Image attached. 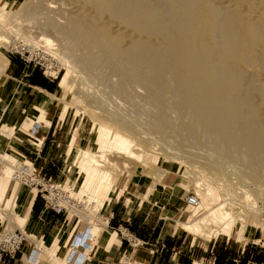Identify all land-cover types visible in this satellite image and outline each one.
I'll return each mask as SVG.
<instances>
[{"label":"rangeland","instance_id":"rangeland-1","mask_svg":"<svg viewBox=\"0 0 264 264\" xmlns=\"http://www.w3.org/2000/svg\"><path fill=\"white\" fill-rule=\"evenodd\" d=\"M2 1L6 2V9L9 10V15L5 14L1 18L2 22L8 23L11 21L10 14L12 11H17L18 18L13 17V20L16 21L18 19V23L16 22V24L12 20L13 24H16L15 28H17V31L26 33L29 30V36H35L38 31H44L46 36L51 39L47 45L42 41L38 42L51 55L48 58L55 65L53 70L59 71V76L54 81L58 83V91L55 93L57 94V99L61 102L59 100L58 102L55 101L48 109L47 114L50 118H53V124L59 122L55 137H53L55 141L50 146L54 153L53 161L57 166L55 167V172L51 174V183L61 184L60 186L70 194V182L73 184L72 190L76 191L83 180L78 176L80 175L78 168L72 169L70 173L66 170L69 157L67 154L68 141L72 132L75 131L76 141L85 146L87 150H92L96 144L98 148L95 147L96 149H93V151L102 150L107 154V159L110 161L105 162L104 168L113 175L111 184L116 182L119 187L118 183L121 186L131 177L141 176L142 179H147L149 182L147 188L154 189L156 186L160 187L163 185V178L158 179L157 177L159 170L164 169V175L167 173L170 178L173 177L175 186L172 187L183 198V201L180 202L178 209L175 211L176 213L170 220L173 225V219L175 218H181L186 215L185 219L181 221H192L204 214L210 207H214V203H203L200 201V206L193 208L184 201L187 193L198 194L199 188L195 187L194 180L196 177L203 178L220 197L221 210L229 215L227 221L230 220L231 224L230 234H219L209 238L205 235L200 236L193 233L188 234L187 231H180L183 234H188V236L192 234L194 237H199L197 240L205 248L208 247V243L214 240H217L221 244L220 246L226 244L225 250L229 257L242 256V247L244 245L251 247L252 253L250 252V256L253 258L255 248L263 250L259 254H264V228L261 226L259 217V203L262 198L264 199V196L260 198L256 194L258 187H264V0H192V3L194 1L190 8V12L193 15L192 30L184 38L181 33H174V27H171L169 20H172V14L175 10L179 14V11H181L179 9L185 7V5L183 6V4H186L185 1V3H181L182 5L177 4L178 6L176 4V6L172 5L173 0L146 1L147 3L148 1L153 3L154 7L160 8L157 10L158 12H160L159 10L162 13L164 12V16H160L162 21L166 20L169 22V29L172 32L170 33L169 31V33L172 34L170 35L172 36L171 39L173 38L169 41L179 44V41L182 43L183 40L184 43H187L193 39L198 47L202 42H206L205 46L213 51L211 56L213 59L211 58V60L214 62L211 61L212 63L224 64V61L227 62L224 64L225 66L216 64L217 67H222L219 68L221 70L217 69V73L222 74L224 71L227 74L228 71L231 84L234 82L232 77L235 81H240V83L234 82L236 91L232 88L228 90L230 93L226 91V94L221 97L215 95L212 84L209 85L210 87L205 85L197 86L194 79L190 82L188 80L182 82V78L189 75L187 72H183V75L182 73L180 74L179 66L176 63L177 58L174 55L176 59L174 60L171 55V60H173L169 61L172 65L170 62L168 65L170 64L173 67L177 65V69L176 67L173 69L169 65L166 67H169L167 70L163 68V72H168L162 76V73H160L162 70L159 69L157 64H153L154 67L157 66V69L148 67L149 69L143 71L145 73L142 74L143 72L141 71L144 69L142 66L147 64L140 65L138 61L140 57L145 56L143 55L145 52L141 48H137V46L139 45L140 47V43H149V45L153 46V49L158 46L166 47L168 40L165 42L164 39L166 37L162 38L163 28L158 24L151 26L149 29L146 28V31L129 27L123 20L124 14H121L122 17L112 14L111 9L109 10L107 5L109 3L108 0L103 3L102 10L99 11L100 14L93 10L98 0H32L25 5L24 2L26 0ZM175 1L176 3L179 2V0ZM142 2L144 3L145 0H142ZM173 8L174 10H171ZM83 14L85 15L83 16V18L85 17L83 22H86L87 19L86 24L89 25L91 37L78 38L71 45L69 42L71 40L65 37L69 36L74 24L78 19H82ZM165 14L168 15L165 16ZM219 15H228L235 18L231 36L229 38L226 37L229 43L233 45L236 55L234 58H226L223 63L218 62V60L222 61V54L219 53H222L223 49L219 47L217 49L216 47L218 45L217 42L222 38V33L214 27L217 18L221 17ZM65 47L67 48L66 50H64ZM0 50L5 55L7 53L15 56V53H12L7 48L5 49V47L0 46ZM218 50L221 52L218 53ZM226 52H228V49ZM153 58L155 59H152V62L157 63L156 58L158 56ZM61 59H65L74 68V86H72L74 91L63 90L58 87L61 77L66 72ZM129 59L136 60V62L130 63ZM172 62L176 64L174 65ZM155 69L160 71L156 73ZM235 69V72H239L238 74H241V76L233 74ZM203 71L204 69L201 67L200 72ZM6 73L7 70L0 75V82L4 79ZM156 74L161 76V78H157L160 82L156 80ZM162 77H165L164 80H162ZM179 79L181 80L179 81ZM187 83L191 84L187 85ZM240 86L241 88L239 89ZM192 88L194 89L191 90ZM2 91L0 90V94ZM231 91L233 92L232 94ZM234 91L237 92L236 95H234ZM5 94L6 97H9V100L4 97ZM212 94L216 97H213ZM10 97L11 95L7 92L0 95V128L5 129L6 127L9 132L13 126L11 136L15 132L16 135L20 134L23 140L37 141L30 136L29 130H20L19 126L15 127L23 119L15 111L18 110L20 112L22 110L24 113L29 109V106L16 104V100ZM217 100L223 101V103L225 101V103L222 104ZM237 100L243 102V108L241 109L242 114L241 112L238 113L240 114L238 119L233 122L235 128L232 126L229 129L204 127L210 121L209 118L211 117L209 115L211 114L209 112L213 114L214 109L217 110L218 105L220 107L221 104L224 106L223 108H225V105L232 108V102H238ZM216 101L221 104L216 103ZM209 102L213 104L211 105L212 108L214 107V109H211L212 111L209 110L211 107ZM202 110L206 116H209V120H206V123L204 120L206 118L205 115H201ZM211 121L209 122L210 125H217V120L213 119ZM213 122L215 123L212 124ZM100 123L105 126L103 132ZM33 130H31V133L34 132ZM219 130L224 131L219 132ZM112 131L120 132L119 134L123 133V136L134 141L133 144L137 143L139 145L140 143V145L142 144L141 146H147L148 148L158 146L160 150L164 151H162V155L170 158L175 156V160L177 159L179 163L174 162L170 158L164 160L160 155L153 154L148 156L145 163L141 161L144 169L141 171L140 166L137 165L140 163L138 161L142 159L140 158L137 161L136 159H129L123 156L117 145L119 135L115 140L109 139ZM224 132L228 135L224 136ZM231 134H234L235 137ZM41 135L37 134L39 137ZM11 136L9 138L3 135L0 136V151L8 148L17 157H20L23 153L17 144L11 142ZM147 144L151 146L149 147ZM129 152L131 153V150L128 147L127 153ZM130 155L135 157L134 154ZM1 165L2 162L0 161ZM35 166L39 169L37 163H35ZM116 166H121L123 169H118ZM134 170L135 174L133 173ZM44 172L45 170L43 169L41 173L44 174ZM198 172L201 176H198ZM126 173L133 174L125 180L124 178L127 177L125 176ZM22 187L29 189L26 186ZM7 189L4 193L5 198L9 197V195L12 196L11 194L14 193L11 190L10 180ZM12 199H15V197H12ZM72 202L79 208L82 207L79 204L77 205L75 201ZM252 207L257 209H254L256 211L255 214H249L253 210ZM16 210H18L17 204ZM68 213L73 214L69 208L59 214L61 218L60 224L57 226L56 237L62 238L60 242L62 246L68 248L75 246L77 249L82 250L83 247L78 244V241L86 224L83 221L76 222L74 228L70 230L72 222L67 218ZM99 215L104 218L100 212ZM0 219L6 222L1 217V214ZM93 221L90 222L93 223ZM5 222L2 223L7 228L8 222L7 226ZM246 227L248 229L244 231ZM119 236L121 235L119 234ZM53 237L54 234L48 236L47 240L43 241L44 244L51 247L50 241ZM150 247L153 250L155 249V246ZM30 249L31 244L29 241H24L21 246L23 254H28ZM53 249L55 254L58 255L55 247ZM23 254L19 252L14 257L12 264H24L21 259ZM209 254L212 258L215 255L214 252L212 255L211 253ZM46 259L45 254L39 252L34 261L37 262L36 264H49ZM54 259L55 261H61L58 258ZM7 261L8 259H5L0 264H7ZM130 261L139 260L131 256ZM116 264H122V261L119 262L118 259Z\"/></svg>","mask_w":264,"mask_h":264},{"label":"bare ground","instance_id":"bare-ground-1","mask_svg":"<svg viewBox=\"0 0 264 264\" xmlns=\"http://www.w3.org/2000/svg\"><path fill=\"white\" fill-rule=\"evenodd\" d=\"M30 1H32V0H26L24 2V5L28 4ZM108 1H109V3H107V5L109 7V10L111 9L110 11H112V14L115 16L118 15L119 17L120 16L122 17V15L124 14L125 16H123V20L125 21V23L129 27H131L135 30L136 29L137 30L143 29L144 31H146L145 30L146 28L149 29L151 26H156V24L162 26L163 31H164L163 32L161 30L162 34H163L162 38L166 37V39H164L165 42L167 40L169 41V40L173 39V38L171 39L172 36H170V35H172V34H170L172 32L169 29L170 28L169 24L171 25V27L172 26L174 27V30H175L174 33H176V32L181 33L183 38H184V36L186 37V34L192 30L191 25H192L193 15L190 12V8L194 3V1L192 3V0H182L183 2L181 0H179L178 3H176V1L173 0L174 4L172 3V5H174V6H176L177 4L180 5L181 3H185V2H186V4H183V6L185 5V7H183V8L180 6L181 9H179V10H181V11H179V14H177L178 12H176V10H175L176 13L174 12L172 14V18H171L172 20H169L170 23L167 22L166 20H164L166 22L162 21L160 15L164 16V12L162 13L161 10H159L161 13L158 12L157 10L160 8H157L155 6L157 8L156 9L153 6V3H149L150 0L148 1L149 4L146 2L147 0H145L144 3L142 2V0H108ZM104 2H106V0H98L97 5L93 7V8H95L93 10H95L97 13L100 14L99 11L102 10L101 8H102V5ZM6 5L7 4L5 1L0 0V46L5 47V49L7 48V49L11 50L17 45V43H19L21 41L28 43V44H33L36 46H39V44H38L39 41L44 42L45 45H47V43L50 42L51 39L46 36V33L44 31H40V32L38 31V34H35V36H29L28 35V33L30 32L29 30L26 33H20L19 30L17 31V28H15V25L18 23L17 22L18 19L16 21L13 20V17L18 18L17 11H12V13L9 16L10 18H12V19H10L11 21L13 20L15 23L17 22L16 24H13L14 23L13 21H12V23H11V21H9L8 23L2 22L1 18L3 16H5V14L9 13V10L6 9V7H7ZM171 10H174V8ZM181 12H182V15H181ZM167 15L165 14V16H167ZM83 16H85V15L83 14L82 19H78V21L74 24L73 29H71V31L69 32V36L65 37V38H69L71 40V41L68 40L71 43V45H72V43H75L76 39H78V38H81L84 36L89 37V38L91 37V32H89V25L86 24L87 19H86V22H83V19H85V17L83 18ZM219 16H221L222 18L221 17H219L220 19L217 18V21L214 23V27L216 28V30H220L222 33V38L220 41H218L219 43L217 42L218 45L216 47H217V49H218V47L223 49L222 53H219L221 51L218 50V53L222 54V61L218 60V62L220 61L223 63V61L226 58H234L236 55V53H235L236 51L234 50L233 45H231L229 43V41L227 40V37L229 38L231 36V33H232L231 29L233 28L232 27L233 22L235 24V18L234 17L232 18L231 16H228V15H225V16L219 15ZM124 17H125V19H124ZM162 22H164V23H162ZM89 24H90V22H89ZM169 31H170V33H169ZM64 36H65V34H64ZM168 41L166 42L167 44H168ZM176 43H174L173 41L172 42L169 41L168 47L166 44V47L158 46L156 48L154 47V49L152 48L153 46L149 45V43H144V44L140 43V47L138 45L137 48H139V49L141 48V50H143L145 52V54H143L145 56L139 58L138 64L139 63H140V65L147 64L145 66H142V67H144V69H142L141 72L148 70L149 69L148 67L156 68L157 66L154 67V65L157 64L159 66V69L162 70L160 72V73H162V76L166 75L168 71L163 72V68L166 70L169 68V67L168 68H166V67L171 64V62L169 60H171L172 56L174 55L178 59L177 60L173 56L174 60L176 59V61H177L176 62L177 65L179 66L180 74L182 73V75H183V72H185V73L187 72V74L189 75V76L187 75L188 77H184L185 76L184 75L183 76L184 78H182V80L179 79V81L181 80L182 82H185V80L186 81L188 80V82H190L191 80L194 79V81H196L195 85L197 84V86L198 85H202V86L205 85V86L210 87L209 85L212 84V86H214V91L216 93L215 95L217 97L218 96L221 97V96L225 95L226 91L231 90L232 88L235 90L234 86H236V85L234 82L240 83V81L239 82L235 81V79H233V77H232V81H234V82H233V84H231L230 77L228 76V74H229L228 71H227V74L224 71H223L224 74H223V72H222V74L217 73V69L221 70L219 68H222V67H217V65L219 63L218 64L212 63V62H214L211 60V58H212L211 56L213 55V51L209 50L208 47L205 46L206 42H202L199 47L194 43L193 39H191L187 43H184L183 40H182V43L180 41L178 42L179 44H176ZM66 45L68 46V44H66ZM66 49L67 48L65 47L64 50H66ZM227 49H228V52H226ZM155 56L156 57L158 56V58H156L157 63L152 62V59H155V58H153ZM102 59H104V58H102ZM219 59H221V58H219ZM61 60H62L63 66L66 69V72L63 74V76L61 77V79L59 81V88H61L63 90L68 89V90L74 91V89L72 90V88H73L72 86H74V83H73L74 68H72V66L69 65L70 63L68 64L65 59H61ZM128 61L130 63H132L133 61L136 62V60H132V59H129ZM169 62H170V64L168 65ZM8 63H9V60H8L7 56L4 53H2L0 50V75L8 69ZM176 63H173V64L175 65ZM226 63L227 62L224 61V64H226ZM201 64H202V66H201ZM224 64H219V66H221V65L223 66ZM151 65H153V66H151ZM171 65H170V67L172 68L173 66H171ZM177 65H175L174 67H176ZM174 67H173V69H175ZM201 67L204 69L203 72H200ZM156 69H155V71H156ZM176 69H177V67H176ZM223 69H225V68H223ZM179 70H176V71H179ZM159 71L157 70L156 73H158ZM235 71H236V69L234 70V72ZM232 72H231V74H232ZM46 73H48L52 76H56L57 71L53 70L52 68H50V69L48 68L46 70ZM144 73L145 72H143L142 74H144ZM238 73L235 72L233 74L235 75ZM119 74H120V72H119ZM159 74H156L157 75L156 80H157V78H161V76H160L161 74L160 75ZM58 76H57V78H58ZM239 76H241V74ZM199 77H201V78H199ZM164 78L162 80H164ZM234 78H236V77H234ZM237 78H238V80H240L239 77H237ZM241 80H242V78H241ZM157 81L160 82V80H157ZM181 84H183V83H181ZM190 84L187 83V85H190ZM231 85H232V87H231ZM240 88H241V86L239 87V89ZM193 89L194 88H192L191 90H193ZM232 91H231V94L233 93ZM71 94H73V93H71ZM236 94H237V92L234 93V95H236ZM215 95H213V97ZM58 100L59 99H57V102H58ZM217 101H219V100H217ZM217 101H216V103H218V104H221V103L224 104L225 103V101H224V103H223V101L222 102L219 101L221 103H219ZM19 102H20L19 100H16V104ZM232 103H233L232 108L229 107L228 105H225V108H223L224 106H222V104H221L220 107L218 105L217 110H216V109H214V107L212 108L211 105H213V104H211L209 102L211 107H210V109L209 108L208 109L209 110L214 109L213 114H212V112H209V110H208L209 114H211L209 116L212 118V119L211 118H209V119H210V121L211 120L213 121V119L217 120V122L215 121L217 125H210L209 124L210 121H209L208 124H205L204 127H211V128L213 127L216 129L217 128H228L229 129V127L235 128V125H233L234 124L233 122H236L235 120L238 119V115H240L238 113L241 112V114H242L241 109L243 108L242 107L243 102H240V101L236 102L235 101ZM226 104H228V103H226ZM216 106H217V104H216ZM191 109H193V108H191ZM198 111H200V110H198ZM15 112H17V115L19 113V115H18L19 117H23L22 121L18 125L16 124V126H15V127L19 126L20 130L23 129L25 131H28V130L31 131L34 129L33 131L35 132L39 128V126L36 127V125L37 124L39 125L40 123L43 122L42 117H41L42 115H41L40 111L38 109L33 108V107L29 106V109L24 113L22 112V110L20 112H18V110H16ZM203 114L206 117V118H204L205 123H206V120H209L208 119L209 116L208 115L206 116V114L202 110L201 115H203ZM212 115H214V116H212ZM101 116H103V115H101ZM218 120L221 122H219ZM87 121H88V119H87ZM87 121H86V123H87ZM222 121L225 124H219V123H223ZM111 122H112V120H111ZM215 122H213L212 124H214ZM228 122L231 124H229ZM195 123H197V122H195ZM101 127H102V132H103V128L105 127L103 125V123L101 124ZM116 127H118V126L116 125ZM224 130H219V132L224 131ZM12 131H13V126L11 127L9 132L6 130V127H5V129L0 128V136L3 135L5 137L9 138L11 136ZM102 132H101V134H102ZM119 133L112 131L109 139L115 140L117 138V136L119 135V137L117 139V145H118L119 149L122 151L121 154H123V156H125L129 159L130 158L136 159L137 161H138V159L140 160V158H141L142 160L138 161L140 163H138V165H137V166H140L141 171L144 170L143 166L141 164V161H144V163H145L147 161L146 159L148 158V156L156 154V155H160L164 160L170 158L168 156L162 155L164 151L160 150V148H158V146L157 147L152 146L151 148H148L147 146H145L143 144L145 147H147V148H145V147L141 146L142 144L140 145V143H139V145H137V143L133 144L134 141H131L128 137L123 136L122 135L123 133L122 134H119ZM232 133H233V129H232ZM224 134H225V132H224ZM227 135L228 134L226 133L224 136H227ZM231 135L233 137H235L234 134H231ZM232 138H230V139L232 140ZM135 145H136V147L134 148ZM148 146L150 147L151 145H148ZM95 147L98 148V146L96 144H95L94 148L93 147L92 148L95 150L96 149ZM128 147L131 150V153L130 152L129 153L134 154L135 157H132V155L127 153ZM93 149L87 150L85 148V146L79 144L76 141L75 131L72 132V135L68 141L67 154L69 157H68V161H67V165H66V170L70 173L72 171V169L78 168V171H79L78 173L80 175H82L83 180H82L81 184L79 185V187L76 191L72 190L73 184L71 185V187L69 188V191H71L70 194L67 190H64L62 187L64 192H66L64 194L65 195V201H64L65 203L63 204V207H65L66 210H68V208H69V210L74 215L80 216L81 218H83L85 220H88V221H93V220L95 221L96 220L99 222L98 217H97V212H99V209H101L100 207L103 205V202L107 198V196H109V194H111L112 192H116L117 183L115 182V184H111L112 179H113V175H111L104 168L105 162L109 160V159H107V154L102 150L93 151ZM170 159L176 163H179L177 161V159L175 160V156L170 158ZM0 161L2 162V165L0 166V214H1V217L4 220H6V222L2 221L1 219H0V221L5 222L6 226H7V222H8L7 228L5 227L6 230H8V231H12L14 229H20L25 234L26 239L31 244V249H30L29 253L24 254L21 258L23 263L24 264H36L37 262L34 261L36 255L39 252H43L45 254V256L47 257L46 261L49 262V264H65L66 263L65 262L66 261V255H67L66 252H62L60 255L57 256L54 252V249L52 247L44 246L42 241L36 235L26 234L23 230V224H24L25 219L22 216H20L18 210L15 209V205H16L15 199H12L10 195L7 198H5L6 196L4 197V193L7 189L9 180L19 187V180H16L15 182L12 181L13 174H14V172L18 171L19 167L23 163L29 164V160H27L26 157H23V156L17 157L8 148L7 149L4 148L2 151H0ZM116 167L118 169L122 168L121 166H116ZM164 171H165L164 169L158 171V173H157L158 179L163 178V175L165 173ZM133 173L135 174V170ZM132 174L126 173L125 176H127L126 178H128ZM193 176H194V174H193ZM198 176H201L200 173ZM194 184L196 185L195 187H197V189L199 188V192L197 194L198 198H199L198 204L194 205V206L189 205L187 203L186 204L193 207V208H198L200 206V201H202L203 203H205V202L214 203V205H213L214 207H210L209 209L206 210V212L204 214H201L200 216H198L196 219H194L192 221H180L179 226L183 230H185L189 233H193V234L200 235V236L205 235L209 238L215 237L219 234H230L231 224H230V220L227 221V219L229 218V215L226 214L225 211L221 210L222 203L219 201L220 197L218 196V194L214 191V189L211 188V186L203 178L201 179L199 177H196L194 180ZM60 185H59V187L61 188ZM57 186H58V184H57ZM32 191H34L36 193L37 189L35 187H32ZM256 194L260 198L262 196H264V187H258ZM262 200H263V198H262ZM72 201H75L77 203V205L79 204L82 207L79 208ZM252 209L253 210H251V212H249V214H255L256 213L255 210H257V209L253 208V207H252ZM259 217H260L261 226L264 228V222H263V220L261 218V214H260V203H259ZM98 222H96V223H98ZM247 229H248V227H246L244 229V231H246ZM46 248H47V250H46ZM54 258H58L61 261H55ZM130 259H131V255H125V256L120 258V260L122 261V264H133L132 261H130ZM121 261H119V262H121Z\"/></svg>","mask_w":264,"mask_h":264},{"label":"crops","instance_id":"crops-1","mask_svg":"<svg viewBox=\"0 0 264 264\" xmlns=\"http://www.w3.org/2000/svg\"><path fill=\"white\" fill-rule=\"evenodd\" d=\"M8 60L7 73L0 82V90H3L1 94L7 92L11 95L10 98L20 101L17 104L38 109L43 120L41 125H36L39 126L37 133L30 131L32 138L43 143L39 154L34 151L35 142L23 140L20 134L16 135L14 132L11 142L20 148L23 153L21 156L34 161L45 170V174L51 175L57 166L53 161L54 153L50 146L55 141L53 137L59 122L53 124V118L47 114L50 106L57 102L55 92L58 91V83L45 77L39 69L21 63L17 56ZM37 134L42 135L39 137ZM78 176L82 178V175ZM162 182V186H156L154 189L147 188L149 182L141 176L131 177L121 186L119 183L116 192L109 194L100 207L99 212L104 218L100 217L98 212L99 222L96 221L98 223L68 213L67 218L72 222L70 230L74 228L76 222L83 221L86 224L78 241L83 247L82 250L75 246L68 248L60 245L62 238L56 237V230L61 217L54 211L48 210L34 191L22 186L18 187L11 181L10 186L14 192L11 198H16L18 194L16 204L20 216L25 219L24 232L39 236L43 244L48 236L54 234L50 245L52 248L55 247L58 255L66 252L65 264H80L85 259L88 260L86 264H116L125 252L139 260L132 261L133 264L135 262L136 264H214L215 256L212 258L209 253L212 255L217 240L208 243V247L205 248L197 240L199 237H194L192 234L188 236L189 232L183 234L180 231L183 229L179 226V221L185 219L186 215L173 219L174 225L171 223L170 220L183 198L172 187L175 186L173 177L170 178L166 173ZM120 226L127 227L138 238L152 243L157 242L158 245L152 253L149 252L152 249L150 246L132 249L130 244L119 236ZM159 244H164V248L160 249ZM44 246L49 247L45 244ZM239 258L240 256H237L233 261L238 263ZM13 260L8 259L7 264H12Z\"/></svg>","mask_w":264,"mask_h":264},{"label":"built area","instance_id":"built-area-1","mask_svg":"<svg viewBox=\"0 0 264 264\" xmlns=\"http://www.w3.org/2000/svg\"><path fill=\"white\" fill-rule=\"evenodd\" d=\"M12 53H15V56L19 61L27 66L34 67L39 69L42 74L48 79L54 80L57 79L59 71H57L56 76H52L46 73V70L49 68H54V63L48 58L50 55L48 50L43 46H36L33 44H28L25 42H19L17 45L10 50ZM51 56V55H50ZM36 130L34 132L37 133ZM34 151L36 154L41 152L43 143L41 144L38 141H35ZM42 169L35 166L34 161L29 160V164L23 163L18 171L14 172L12 181L15 182L19 180V187L26 186L29 187V190H32V187L37 189L36 195L39 196L44 203V206L48 210H52L57 214H60L62 211H65L66 208L63 207L65 203V193L62 187L60 188L58 184L51 183L52 176L42 174ZM199 198L194 193H187L185 196V202L189 205H197ZM18 201V194L15 198V203ZM260 214L264 222V199L260 202ZM26 232V231H25ZM118 233L130 244L132 249L143 247V246H156L157 242H150L148 240H143L134 235L127 227L120 226L118 228ZM25 234L20 229H14L12 231L6 230L3 223L0 221V263L5 259L13 260L14 257L20 252L22 243L26 241ZM160 249L164 248V244H159ZM150 253L153 252V249L149 250ZM24 255V254H23ZM125 255H131L130 253H123L121 257ZM120 257V258H121ZM88 260H84L80 264H86ZM120 261V259H119Z\"/></svg>","mask_w":264,"mask_h":264},{"label":"trees","instance_id":"trees-1","mask_svg":"<svg viewBox=\"0 0 264 264\" xmlns=\"http://www.w3.org/2000/svg\"><path fill=\"white\" fill-rule=\"evenodd\" d=\"M6 56L11 60L13 56L6 53ZM49 175V174H46ZM39 197V196H38ZM220 243H216L213 252L215 253V262L214 264H264V254H259L261 249L255 248L254 250V258L250 256V252L252 253V249L249 245H245L243 249V255L240 256L239 262L236 263L233 261L236 257H229L227 251L225 250L226 244L220 246ZM249 261V262H248Z\"/></svg>","mask_w":264,"mask_h":264}]
</instances>
